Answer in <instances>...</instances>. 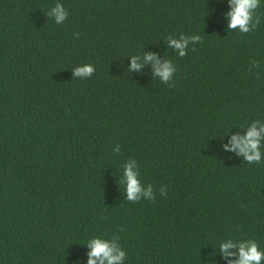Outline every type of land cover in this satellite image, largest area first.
Masks as SVG:
<instances>
[{"label":"trees","instance_id":"obj_1","mask_svg":"<svg viewBox=\"0 0 264 264\" xmlns=\"http://www.w3.org/2000/svg\"><path fill=\"white\" fill-rule=\"evenodd\" d=\"M229 11V0H0V264H87V242L114 235L123 264H229L228 239L264 251V139L257 164L224 148L264 122V0L249 33L229 31ZM181 34L202 38L185 57L167 38ZM147 53L176 67L169 81ZM85 64L94 74L75 77Z\"/></svg>","mask_w":264,"mask_h":264},{"label":"clouds","instance_id":"obj_2","mask_svg":"<svg viewBox=\"0 0 264 264\" xmlns=\"http://www.w3.org/2000/svg\"><path fill=\"white\" fill-rule=\"evenodd\" d=\"M231 11L227 13L229 18L228 29H239L241 33H249L251 29L256 28L260 23V17L257 15L256 23H252L253 15L260 6V0H229ZM49 16L55 18L57 24L63 23L68 17V11L59 3L51 10ZM168 41L171 47H174L180 57L187 55L186 48L189 42L193 44L200 43L202 38L200 35H192L185 37L180 35V39H174L168 36ZM195 51V48L193 49ZM139 57L133 56L130 70H138L141 65L137 63ZM145 62H152L154 74L159 76L161 81L167 82L172 78L174 72L177 71L176 67L172 66L169 60L161 63L157 56L153 53H147L144 56ZM95 72V67L91 64H85L80 67L74 68V76L81 79L90 78ZM173 85H169L172 87ZM260 124L259 130L256 125ZM261 139H264V122L259 120L251 122V126L245 135H233L229 144L224 145L225 150L236 151V153L243 157L249 164H257L262 162L261 153ZM135 161L129 163L124 169V176L126 178V192L127 198L131 201H139V193H141L140 183L137 180V173L133 171ZM148 200H155L152 195L151 185L148 190L144 192ZM162 195H166V188L163 186ZM123 231V229H119ZM120 237L114 235L112 242L102 237H93L87 242V247L90 249L88 252L87 264H123L126 253L122 249ZM231 248H237V253L229 252ZM220 249L225 258L228 256L238 255V259L230 261L229 264H261L264 260V251L259 250L258 244L254 239L235 241L232 239L220 244Z\"/></svg>","mask_w":264,"mask_h":264}]
</instances>
